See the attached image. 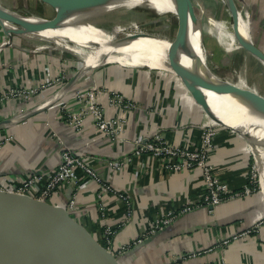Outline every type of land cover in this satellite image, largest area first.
<instances>
[{
  "label": "crops",
  "instance_id": "0c3cea01",
  "mask_svg": "<svg viewBox=\"0 0 264 264\" xmlns=\"http://www.w3.org/2000/svg\"><path fill=\"white\" fill-rule=\"evenodd\" d=\"M193 1L205 51L222 68L243 67L247 83L257 82L258 93L264 96V63L244 46L237 47L235 41L228 48L220 39L223 30L235 32L233 17L225 16V3ZM239 1L248 19L251 42L264 53V0ZM26 34L8 36L0 28V185L14 192L13 187L35 168L44 172L56 167L62 147L71 148L83 153L110 184L129 196L133 214L125 224H119L124 218L123 204L114 195L100 196L89 178H81L77 208L68 210L74 188L64 183L49 199L53 213L49 223L39 221L26 230L27 238L35 231L45 238L35 248L24 250L23 264H67L69 258L76 264L78 238L83 236L98 259L105 247V225H119L113 239L117 249L132 243L168 212L177 214L172 223L131 246L118 257L117 264H222L223 260L226 264H264V190L260 185L255 192L221 202L211 210L200 204L179 212L200 201L204 193L201 169L169 171L161 160L134 151L136 136L154 137L156 133L172 144L199 146L201 125L215 122L181 76L117 62H105L79 74L73 53L62 54L48 39ZM92 87L100 89L98 103L107 116L125 117L124 129L116 138L100 136L87 111L81 125L72 126L70 115L79 112L83 104L76 92ZM16 89L42 90L29 97L11 95ZM55 91L59 92L54 96ZM112 91L132 101L133 107L125 110L110 105L108 93ZM215 124L210 162L219 178L239 189L247 182L254 153L239 133ZM117 158L124 159L120 169L107 163ZM38 188L36 183L23 195L33 198ZM64 215L69 224L64 227L71 230L69 238L59 242L51 228L61 223ZM259 219L263 222L249 235L232 238ZM223 238L232 239L221 246L218 243ZM207 247L212 250L192 254Z\"/></svg>",
  "mask_w": 264,
  "mask_h": 264
},
{
  "label": "bare ground",
  "instance_id": "6f19581e",
  "mask_svg": "<svg viewBox=\"0 0 264 264\" xmlns=\"http://www.w3.org/2000/svg\"><path fill=\"white\" fill-rule=\"evenodd\" d=\"M223 1L226 4V18L232 20V15L234 14L237 19L235 31L237 35L234 32L235 37L237 36L236 44L239 48H244L243 46L246 43L251 47L249 26H247L248 19L244 8L240 6L241 2L239 0ZM115 7L141 9L150 16L172 13L178 18L172 0H124L100 11ZM0 11L2 12L3 10L0 8ZM61 13L63 19L60 21L58 27L28 32L27 34L55 40L59 43L57 47L60 50H63V48L69 49L79 55L85 63L82 70L79 71L80 74L105 62H117L129 67L146 66L150 69L155 67L159 70L163 69L172 73L180 71L188 76L186 58L184 56L185 40L183 45L177 46L174 45L177 42H168L161 36H148L141 32H130L122 37V39H118L116 38V34L122 29L120 25L113 24L111 26L112 29H104L98 25L81 23L80 20L87 14L72 11H61ZM19 19L26 25L44 20L42 17L35 15L23 16ZM2 21L6 27L15 28L12 23L3 19ZM228 33L230 32L228 31ZM195 34L197 35L198 32H195ZM238 38H241L244 43L241 44ZM197 48L200 51L202 61V78L214 90L206 91L208 99L218 109L220 114L247 132L263 130L264 96L258 95V83H247L243 67L234 69L232 74H229L231 76H222L219 73L213 72V66L208 61V52L203 47L199 49L197 46ZM259 59L264 63V60ZM229 108L230 110L232 109L231 112H229ZM251 141L256 144V149L258 146L263 147L261 151L257 149V163L261 166L264 163V133L257 135ZM263 167L264 165H262ZM261 187L264 190V174L261 179Z\"/></svg>",
  "mask_w": 264,
  "mask_h": 264
},
{
  "label": "built area",
  "instance_id": "2783aa9c",
  "mask_svg": "<svg viewBox=\"0 0 264 264\" xmlns=\"http://www.w3.org/2000/svg\"><path fill=\"white\" fill-rule=\"evenodd\" d=\"M40 90L42 89H16L11 90L10 94H19L24 97H29L31 94L32 96L38 95V93L41 92ZM58 92L59 91H55L53 95L55 96ZM100 93L101 91L97 87L77 91L76 95L78 96L80 103L83 101L82 109L76 114L70 115L69 113L68 115L72 118L70 119L72 126L78 127L81 125V121L83 120L82 116L86 113L85 111H87L88 115L95 123L96 130L99 132L100 136L116 138L124 129L125 117H123V115L122 117L107 116L98 103L97 95ZM108 103L110 105L122 107L125 110L133 107L132 101L125 98L122 94L114 91L108 93ZM37 107L38 105H36L35 108ZM201 129L202 138L199 146L172 144L157 133L154 137H144L139 135L134 139L135 153H148L152 155L154 158L161 160L163 166L169 171L193 169L195 167H199L201 169L204 193L200 201L196 204L183 207L179 212L190 210L194 206L200 204L205 205L211 210L221 202L243 197L255 192L260 185V178L258 177V179H256V173L253 169H250L249 171L246 184L239 189H232L227 182L219 178L214 172V166L210 162L209 158V151L214 144L213 140L216 134V124L211 121L204 122L201 125ZM107 163L113 168L120 169L124 163V159H111L108 160ZM81 178H89V180L96 183L99 190L98 194L100 196L103 194L114 195L119 201H121L124 206L125 213L124 218L119 224H125L130 219L133 214V206L129 196L124 191H120V189H117L110 184L101 171L93 167L83 153L71 148L62 147L60 160L56 167L44 172H42L39 168H35L32 174L28 175L20 184L13 187V191L18 194H25L29 191V189L34 188V185L37 183L39 184V188L36 190L33 198L38 202L49 203V199L60 185L64 183H71L74 191L68 200L67 207L68 210H74L77 208L76 192L78 187H80L79 182L82 180ZM1 187L6 191L9 190L6 187ZM176 215L177 214L173 212H168L164 215L161 214L160 217L156 218L152 227L148 231L142 232L140 237L135 239L132 243L121 245L117 249L113 248V239L114 234L116 233V228L119 225H105L103 228L105 249L115 257H119L125 254L131 246L142 242L148 234H153L172 223ZM261 222H263V220L259 219L248 229L233 235L232 238L235 239L242 235H249V233L252 232ZM232 238H223L218 244L221 246L227 245ZM211 250L212 247H207L205 249L192 252V254H200ZM222 264H226L224 260L222 261Z\"/></svg>",
  "mask_w": 264,
  "mask_h": 264
},
{
  "label": "water",
  "instance_id": "95a60500",
  "mask_svg": "<svg viewBox=\"0 0 264 264\" xmlns=\"http://www.w3.org/2000/svg\"><path fill=\"white\" fill-rule=\"evenodd\" d=\"M42 1L53 7L56 13L50 18L42 17L44 19L43 21L36 22L31 25H26L19 19L20 17L28 15L15 13L13 11L5 9L0 5L1 10H3L2 12L0 11L1 28L5 30L8 36H11L12 33L25 34L28 32H36L48 28H55L59 26L60 21L62 20L61 11H72L80 14H87L86 16H88L93 13L99 12L103 8L114 5L118 2H122L124 0ZM172 2L176 8V12L178 15L180 34L176 40H169L167 38L165 39L168 42H175L182 41V35L185 37L184 56L186 58L188 79L181 75L179 76H181L186 81L193 95L202 104L206 112L215 122L229 127L248 140L250 148L254 153V157L255 159H257V149L255 148L256 144L252 142L251 139H254L257 135L264 133V129L253 132H247L243 130L241 127L233 124L229 119L221 115L218 109L208 99L206 91L214 90H212L205 83L201 74L202 61L200 57V51H198L197 46L200 49L201 47H203V44L201 38L200 22L194 10V1L172 0ZM2 19L12 23L15 28L6 27ZM233 20V28L234 31H236L237 19L234 14ZM81 23L87 24L83 21V19H81ZM195 32H198V34L196 35ZM145 34L148 36L160 37L152 33ZM119 39H122V37ZM238 39L241 44L244 43L241 38ZM244 47L255 54L257 57L264 60V53L252 42L251 47L247 43L246 45H244ZM258 95H261L263 97V95L260 93ZM52 214V207L48 202H38L34 198L26 197L23 194L0 189V264H23L24 258L22 254L24 250L27 251L29 247L35 248L36 244L40 243L39 240H41L43 237L45 238V234H42L38 231H35L36 233L32 237L27 238L26 230L39 221L42 222V225L48 224V221H50L53 217ZM67 219L68 216L64 215L62 222L56 224L54 228H51L52 232L57 233L59 237L60 235H63L62 238L58 237L59 242L63 241L64 238L65 240L69 238V230L71 229H65L64 227L65 225L69 226V224L66 222ZM78 239L76 264H117L119 258L115 257L113 254L107 251L105 247L102 248L99 258L95 259L93 257L94 249L90 241H88L84 236L82 239ZM67 264H75L74 259L69 258Z\"/></svg>",
  "mask_w": 264,
  "mask_h": 264
},
{
  "label": "rangeland",
  "instance_id": "374dc122",
  "mask_svg": "<svg viewBox=\"0 0 264 264\" xmlns=\"http://www.w3.org/2000/svg\"><path fill=\"white\" fill-rule=\"evenodd\" d=\"M220 1L224 3L223 0H220ZM0 5L3 6L7 10L13 11L21 15H28V16L35 15V16H40L44 18H50L54 16L56 13L53 7L43 2L42 0H0ZM240 6L243 7L242 4ZM61 16L63 19L62 13H61ZM83 21L90 25H94V26L98 25L104 29H107V28L110 29L113 24L120 25L122 29L116 34V38L118 39L121 37H124L127 33H130V32L131 33L133 32L152 33V34H156L157 36L167 38L169 40H176L180 34L178 18L172 13H165V14H161L158 16H150L141 9L127 8V7H115L113 9L103 10L95 14L85 16L83 18ZM247 26H248V23H247ZM12 34H16V33H12ZM182 37H183L182 41H175L177 42V44H174V45H177V46L183 45L185 37L183 35ZM45 39H48V38H45ZM220 39L223 43L225 42V45L228 48H231L234 41H235L234 44L238 47V45L236 44V37L233 35V33H228L223 30V32L220 33ZM48 41L50 42L49 44L51 45V47L56 46V49L58 50L57 45L55 43L57 41H54L52 39L51 40L48 39ZM65 52L66 53L70 52L74 54L76 62L78 63V66L75 68L81 71L83 66L85 65L82 58L69 49L63 48V50L60 51V53L62 54H64ZM208 61L213 66L212 67L213 72H218L222 76H231L229 74H232L233 68H228L226 67L227 65H225L222 68L218 63H215L212 60L211 53L208 56ZM131 66H135V65H131ZM151 69H157V68L154 67ZM175 72L173 74L181 75L188 79V76L184 75V73H181L180 71L178 72L175 71ZM230 108H229V112L232 111V109L230 110ZM262 148H263L262 146L261 147L258 146L257 149L261 151ZM262 165H264V163ZM262 165L260 166L257 163V159L252 158L251 169H253L254 172L256 173V179H258V177L260 178V186H261L262 175L264 174L263 173L264 167L262 168Z\"/></svg>",
  "mask_w": 264,
  "mask_h": 264
}]
</instances>
